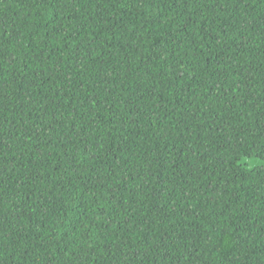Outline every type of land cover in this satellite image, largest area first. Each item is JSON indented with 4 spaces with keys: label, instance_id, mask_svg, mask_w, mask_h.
I'll return each mask as SVG.
<instances>
[{
    "label": "trees",
    "instance_id": "1",
    "mask_svg": "<svg viewBox=\"0 0 264 264\" xmlns=\"http://www.w3.org/2000/svg\"><path fill=\"white\" fill-rule=\"evenodd\" d=\"M0 264H264V0H0Z\"/></svg>",
    "mask_w": 264,
    "mask_h": 264
}]
</instances>
